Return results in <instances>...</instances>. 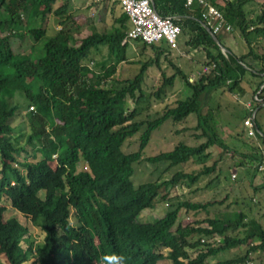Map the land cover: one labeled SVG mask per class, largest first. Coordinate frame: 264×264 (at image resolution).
Returning <instances> with one entry per match:
<instances>
[{
    "label": "trees",
    "instance_id": "obj_1",
    "mask_svg": "<svg viewBox=\"0 0 264 264\" xmlns=\"http://www.w3.org/2000/svg\"><path fill=\"white\" fill-rule=\"evenodd\" d=\"M58 1L0 0V11L6 14L0 17V30L12 26L7 37H0V254L6 264H160L164 258L160 248L169 250L167 258L172 264H264L254 260V253L264 252V212L254 214L264 199L256 197L264 191V182L251 180L253 194L235 199L236 209L230 212H212L223 201L186 198L179 199L177 207L164 216L142 221L143 212L154 209L156 201L170 199L172 188L181 182L197 184L202 176L216 172L217 163L200 170H179L160 183L136 186L132 180L135 164L143 160L176 167L194 157H210L207 149L213 145L228 152L212 125L209 99L212 91L223 87L232 92L247 69L260 79L255 91L261 90L264 53L255 51L251 38H264V4L252 17L245 5L249 0H209L250 46L249 52L238 56L220 49L197 4L189 8L186 0H154L159 15L178 17L175 22L188 50L204 52L203 66L208 70H201L192 80L174 65L176 71L165 74L156 96L173 86L180 75L191 90L188 97L153 120L135 121L138 111L130 109V99L136 103L146 99L143 81L148 65L133 79H114L130 44L127 13L115 16L113 30L101 31L92 24L90 33L79 39L84 25L76 23L77 30L73 26L75 21L68 13L72 0H61L62 5L54 8ZM104 1L114 4L113 12L116 5L120 7L117 2ZM49 14L64 18L54 35L45 27ZM24 25L36 44L29 52H18L11 38L13 34L23 36ZM217 36L222 42L223 35ZM102 45L109 49V60L98 62L97 69L89 61ZM159 46L151 45L164 52L170 48ZM109 61L113 62L107 65ZM112 78L114 84L109 85ZM191 114L197 115V129L203 131L198 137L205 141L198 145L180 142L170 151L144 157L154 130L168 119L179 122ZM18 115L24 123L19 133L13 124ZM144 126L138 150L126 152V140ZM257 126L256 136L264 143L258 120ZM249 144L250 153H239L254 162L249 168L254 177L264 175L260 169L264 148ZM4 201L39 226L44 238L24 247L29 228L16 216L6 215L9 207ZM182 208L193 216L188 232H183L184 223H178ZM216 236L223 239L218 241ZM238 247L247 249L217 263L208 260ZM194 252L199 254L192 257Z\"/></svg>",
    "mask_w": 264,
    "mask_h": 264
},
{
    "label": "rangeland",
    "instance_id": "obj_2",
    "mask_svg": "<svg viewBox=\"0 0 264 264\" xmlns=\"http://www.w3.org/2000/svg\"><path fill=\"white\" fill-rule=\"evenodd\" d=\"M103 2L108 1L72 0L68 13L72 15L73 21H75L73 26L75 27L76 23L84 25L79 39L90 33L92 24L96 25L97 29L101 31L113 30L114 18L116 15H120L122 13L121 9L116 5L113 12L114 4L110 1L111 3L108 5L109 12H107L104 6L108 3ZM94 4H97L99 8L96 9L97 6H94ZM263 4L264 0H249L245 5L248 9H251V16L255 17L259 14ZM61 5L62 1L60 0L54 4V8H58ZM5 15V13L0 11L1 18H4ZM66 16L67 15L64 17ZM62 18L63 17L53 14H49L46 17L45 27L48 29L49 35H54L57 30L61 29L62 26L60 21ZM4 27V29L0 30V37H7L10 34L8 29H12L11 25H5ZM75 30H77V27H75ZM20 31L24 33L23 36H17L16 34L12 35L11 40L13 47L18 52H29L32 46L36 44L35 40L29 32H26L27 28L25 25ZM222 35V42L230 49L231 53L239 56L250 51V46L245 42L240 31L234 29L233 32ZM251 40V46L255 49V51L257 53H264V38L254 35V38H251ZM129 43L130 44L127 54L131 58L133 52H135V43H137V46L140 44L139 42H134L131 39ZM176 50L177 49H174L175 52ZM192 54H194V52H192ZM108 55V47L106 45H102L99 51L94 50L92 60L89 62L93 67L98 69V67L95 65H97L98 62H102L104 60L108 61ZM196 57L199 58L200 56L197 55ZM194 59L196 58L194 57ZM196 61L197 62L195 63L189 58H186V56L181 60V62L184 63V74L192 80V77H197L199 72L201 70L203 71L205 68V65L203 66L205 57L201 60L196 59ZM110 62L111 61H109V63ZM130 64V66L129 64L125 65L124 70L119 71V75H115L114 79H117V76L122 78L124 73V80L133 79L141 71L134 63L130 62ZM167 65L168 64H166L165 69L167 70V73L171 75L173 69L171 66H169L167 69ZM192 65L195 67L190 69V66ZM199 65L200 68H198ZM155 68H157L156 65L151 68V71H153ZM153 74L155 75L156 79H153L154 76H152L147 82L149 83L148 86H143V89L146 93V99L138 103L130 99V109H136L138 111L135 121H145L148 119L153 120L159 117L168 107L175 106L179 99L188 97L191 92L186 80L183 78V76L179 75L181 77L180 79L182 83L176 82L175 80L173 86H167L161 96L157 97L156 92L161 87L163 78L162 76L159 77V74L156 72ZM259 81L260 79L254 78L253 73L247 69L241 84L237 86L232 92H230L226 87L220 88L217 92L212 91L211 98L209 99L211 112L213 113L211 121L212 125L216 126L217 131L220 134V138L225 143V145H227V153L224 154L225 150L221 145L218 144L207 149V151L211 153L210 157L204 159L194 157L192 161L186 163V165L180 164L176 167H171L168 163L152 164L145 160L135 164V172L132 176V180L134 184L138 186L145 182L157 181L160 183L166 179H169L174 172L179 170H200L204 165H212L215 162L217 163L216 172L210 175L202 176L197 184L192 186L187 182H181L176 187L172 188L170 192V199L160 200L159 202L156 201L154 209H149L143 212L141 215L142 221H152L156 218L164 216L169 210H174L177 207V201L179 199L188 198L192 201L201 202L223 201L222 204H217L216 206L212 207L213 213H222L225 211L230 212L236 209V205L234 204L235 199L242 198L244 194H253L254 189H252L250 182L251 180L260 178L254 177L253 170L249 169L254 167V162L248 157H244V154L239 153V151L250 153V142L261 145V147L264 148L263 141L257 136H244L242 126V121L244 118H246V116L249 115V112H251L250 110H252V113L256 114V118L264 132V92L262 91L264 84L261 86L260 91H255ZM113 82L114 80L112 78V80L109 81V85H113ZM151 82H154V84H150ZM253 84H255L254 87ZM15 99L16 101L19 100L18 97ZM20 101L22 105L25 106L23 99L20 98ZM249 103L251 108L248 107ZM197 123L198 117L195 114H191L179 122L168 119L159 128L153 131L151 140L143 151L144 157L170 151L180 142H185L189 145H198L205 141L206 138L198 137V135L203 134V131L202 129H197ZM13 124L17 126V133L23 131V116L18 115ZM144 129L145 126L142 128L140 133H137L133 137L126 140V143L123 146L126 152L138 150L140 146V134ZM262 135L264 136V134ZM244 139L249 143H246ZM219 168H221L220 170L222 174L219 178H217L216 174H218L217 172L219 171ZM260 169L262 168L260 167ZM232 173H236L237 177L233 178ZM262 196H264V191L258 193L256 197L261 198ZM261 200L263 201L259 206L260 211H257V208L256 211L254 210V214L256 216L261 215L259 212H264V199ZM4 203L9 207L6 215L9 217L16 216L23 225L29 228V233L22 242L24 247L34 246L37 242L44 238L45 234L41 231L39 226L34 225L18 211L11 208L10 202L4 201ZM192 221L193 216L187 214L185 208H182L178 223L182 222L184 225H186L183 232H188L190 230ZM215 239L221 241L223 238L222 236H216ZM246 249L247 247H238L231 249L227 253L220 252L216 255L210 256L208 260L212 263H217L218 261L226 260L232 255L243 253ZM159 253L164 256V258L159 261L160 264H172V261L167 258L169 254V250L167 248H160ZM198 254L199 252H194L191 254V256L195 257ZM254 257L255 262L264 261V252L254 253Z\"/></svg>",
    "mask_w": 264,
    "mask_h": 264
},
{
    "label": "built area",
    "instance_id": "obj_3",
    "mask_svg": "<svg viewBox=\"0 0 264 264\" xmlns=\"http://www.w3.org/2000/svg\"><path fill=\"white\" fill-rule=\"evenodd\" d=\"M104 1V0H98ZM117 2L121 10L127 13L131 28L128 32V39L139 40L146 44L152 45L161 41H166L173 49H179L180 37L182 35L181 27L176 24L177 16L163 17L158 14L153 7L151 0H111ZM197 4L202 9L204 24L214 34H229L233 32L234 27L230 24L224 13L209 0H186V6L192 7ZM205 67L203 71H207ZM264 103V101H263ZM248 107L251 108L250 103ZM34 109V107H30ZM249 115L244 119L243 134L246 137H255L257 131L256 114L250 110ZM237 174L232 173L236 178Z\"/></svg>",
    "mask_w": 264,
    "mask_h": 264
},
{
    "label": "crops",
    "instance_id": "obj_4",
    "mask_svg": "<svg viewBox=\"0 0 264 264\" xmlns=\"http://www.w3.org/2000/svg\"><path fill=\"white\" fill-rule=\"evenodd\" d=\"M103 3H107V2H103ZM108 5H109V3L104 6L105 7V10H107V12H109ZM94 6H97L96 9L99 8L97 4H94ZM121 12H122V10H121ZM132 41H134V40H132ZM134 42H137V41H134ZM139 44L140 45L137 46V43H135V45H134L135 52H133L131 58L127 54V59L124 60V61H121L119 63L118 68H117V73L115 75H119V71H123L125 65L129 64V66H130L131 65L130 62L131 63H134L139 68V70H141V71L144 70L145 64H147L148 65L147 66V71L145 72L144 81H143V86L144 87L145 86H148L149 83H147V82H148L149 79H151L152 76H154L153 79H156L155 75L153 74L154 72H156L157 74H159V77L162 76L163 83H164V80H165V77L164 76H165V74L170 75L169 73H167V70L165 69L166 64H168L167 65V69L169 68V66L172 67V69H173L172 74H173V72L175 71V66L174 65H176L178 67H181L182 70H184V63H182L181 60L185 56H186V58H189L191 61H193L195 63L197 62L196 59L201 60L202 58L205 57L204 52L195 51V50L194 51L188 50L187 49V46L185 44V39L182 36L180 37V47H179V49L176 50V52L174 51L173 48H171L168 45V43L166 41H161V42L156 43V45H160V46H166V47L169 46L170 48L166 52H164L163 49L153 48L149 44H147L148 46H145L141 42H139ZM128 49H129V47L127 48V51H128ZM150 49H151V51H150ZM192 52H194V54H192ZM197 55H199L200 57L197 58L196 57ZM194 57L196 59H194ZM112 62L113 61H111L110 63L108 62L107 65H110ZM154 65H156L157 68H155L153 71H151V68L154 67ZM193 67H195V66H193V65L190 66V69H192ZM198 68H200V65L198 66ZM124 76H125V73H124ZM124 76L122 78L119 77V76H117V79L124 80ZM180 78L181 77L178 76L176 82L182 83V81H181ZM192 78H194V77H192ZM163 83H162V85H163ZM150 84H154V82H151ZM263 100H264V98H263ZM260 167L262 169H264V164H262ZM258 177L260 178V179H257L258 182H259V184L262 183V182H264V175L258 174ZM0 263L6 264V259H5V257H4L3 254H0Z\"/></svg>",
    "mask_w": 264,
    "mask_h": 264
},
{
    "label": "water",
    "instance_id": "obj_5",
    "mask_svg": "<svg viewBox=\"0 0 264 264\" xmlns=\"http://www.w3.org/2000/svg\"><path fill=\"white\" fill-rule=\"evenodd\" d=\"M151 3L153 5V7L155 8V1L154 0H151ZM156 9V8H155ZM208 30L212 33V36L215 38L216 42L218 43L220 49L225 53V54H228V53H231L230 52V49L228 47H226L219 39H218V36L216 34H214L209 28Z\"/></svg>",
    "mask_w": 264,
    "mask_h": 264
}]
</instances>
